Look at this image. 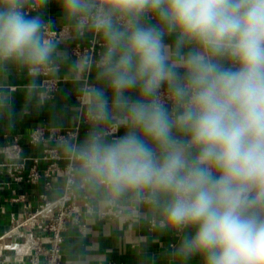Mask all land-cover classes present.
<instances>
[{"label":"clouds","instance_id":"1","mask_svg":"<svg viewBox=\"0 0 264 264\" xmlns=\"http://www.w3.org/2000/svg\"><path fill=\"white\" fill-rule=\"evenodd\" d=\"M52 2L62 39L40 14ZM85 38L97 55L59 50ZM11 68L27 103L44 104L42 75L74 87L89 131L58 146L89 191L158 212L168 264H264V0H0ZM16 119L0 88V122Z\"/></svg>","mask_w":264,"mask_h":264},{"label":"crops","instance_id":"2","mask_svg":"<svg viewBox=\"0 0 264 264\" xmlns=\"http://www.w3.org/2000/svg\"><path fill=\"white\" fill-rule=\"evenodd\" d=\"M40 14L45 21H51L54 28L61 30L60 39L65 37L69 29L56 3H49L41 9ZM88 39L61 43L59 50L74 60L69 46ZM43 78L42 75L38 80L39 87ZM27 79V74L16 68L0 73V88L12 94L13 108L17 113L13 127L0 122V238L5 255L12 257L9 264L29 262L25 252L26 238L19 235V232L28 229H12L13 219L21 221L29 210H35L40 203L39 194L45 191L44 180L38 184L17 181L9 171L13 164L24 158L42 154L41 146L29 143L30 132L41 124L70 128L80 123L79 143L89 131L81 118L72 85L62 80L56 97L38 106L36 97L31 103L26 101L24 85ZM64 183L63 176L53 182V188L48 191L51 198L63 193ZM77 190L78 201H91L97 210L108 208L113 203L107 201L102 193L89 191L85 186ZM15 197H19V200H13ZM116 203L124 207V216L131 217V220L126 221L124 217L102 218L98 213H85L82 220L86 224V232L74 227L65 233L62 264H168L167 253L177 243V237L171 232L155 230L152 220H159L158 212L143 207L135 209L126 198ZM37 233L42 232L39 230ZM191 264H200L199 259H194Z\"/></svg>","mask_w":264,"mask_h":264},{"label":"built area","instance_id":"3","mask_svg":"<svg viewBox=\"0 0 264 264\" xmlns=\"http://www.w3.org/2000/svg\"><path fill=\"white\" fill-rule=\"evenodd\" d=\"M34 12H29V15ZM51 36L60 39L61 30L54 28ZM69 53L75 59L78 55H97L100 51L99 42L89 38L87 41H78L69 46ZM39 87L41 99L48 100L56 97L61 89L62 79L47 74ZM80 123L74 127L63 128L60 126L41 124L33 128L29 135V143L41 146L42 154L15 163L10 167L11 175L17 181H26L38 184L45 181V191L39 194L40 203L35 210H29L24 219H13L14 228H25L27 231L19 232L26 238L25 252L29 256L27 264H62L63 246L66 240L65 233L77 227L81 232H86L83 222L85 213H98L102 218L124 217L130 221L131 217L124 216V207L113 202L108 208L97 210L91 201L80 203L78 201V187H82L79 178L78 166L69 156L65 155L58 146L64 140L77 143L80 134ZM109 129V135L112 133ZM18 141V139H15ZM31 161V163H29ZM44 166H41V165ZM60 176L64 177V191L56 198H51L48 191L53 188V182ZM18 201L19 197L13 198ZM134 207V206H133ZM157 222L152 220V226ZM41 231L38 234L37 231ZM12 257L5 255L0 238V264H9Z\"/></svg>","mask_w":264,"mask_h":264}]
</instances>
